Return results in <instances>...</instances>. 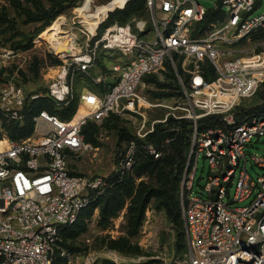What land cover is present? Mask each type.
<instances>
[{
    "label": "built area",
    "instance_id": "obj_1",
    "mask_svg": "<svg viewBox=\"0 0 264 264\" xmlns=\"http://www.w3.org/2000/svg\"><path fill=\"white\" fill-rule=\"evenodd\" d=\"M261 2L220 0L206 9L198 0H147L151 28L145 20L116 22L101 34H87L83 43L70 40L71 53L60 54L62 65L46 93L26 91L19 82L27 63L23 52L0 46L1 121L23 124L34 101L67 107L75 99L77 73L105 87L101 93L85 90L70 120L41 110L33 116L30 137L12 140L3 133L0 264H54L58 258L79 264L62 246L63 231L98 203L111 183L105 176L75 174L70 158L93 151L83 127L111 115L137 123L136 138L117 165L121 175L133 170L140 153L138 141L147 142L158 125H166L170 118L194 124L180 185L188 252L178 264H264V174L254 175L257 168L264 171V154H252L254 144L264 136V112L250 111L264 86V14L254 15ZM210 11H220L222 17L209 22L204 34H197ZM101 53L122 57L118 62L106 58V70L92 76ZM167 63L177 75L183 101L145 107L140 89L150 76L164 81ZM206 63L212 66L214 80L205 77ZM82 107L93 108L92 114L77 118ZM240 107L242 118L235 113ZM160 108L169 110L166 116L151 119L148 110ZM211 117L219 118L222 126L199 131L198 122ZM174 141L168 138L167 146ZM142 147L154 160L165 156L156 143ZM201 157L210 170L196 193ZM247 200L249 205L235 206Z\"/></svg>",
    "mask_w": 264,
    "mask_h": 264
},
{
    "label": "rangeland",
    "instance_id": "obj_2",
    "mask_svg": "<svg viewBox=\"0 0 264 264\" xmlns=\"http://www.w3.org/2000/svg\"><path fill=\"white\" fill-rule=\"evenodd\" d=\"M14 1L20 2L24 8L33 9V4L27 0H0V11L2 7L6 9V14H9L15 22V30L10 29L0 34V46L11 47L13 44L24 42L28 46V50L23 52V59L27 60L24 69L20 72L19 82L25 87L29 94L46 93L49 80L55 75L56 69L62 65L63 56L54 55L53 47L46 43L42 34H38L42 22H30L27 17L21 14L14 5ZM46 8H50L51 0H41ZM63 1V10L58 18L50 26L53 30L56 28V21L61 19L62 29L58 38L54 43L57 44L62 38L68 40L74 37L78 42L83 43L87 40L88 35L92 33H103L107 27L106 21L109 16V11L118 8H124L128 0H58ZM206 9H213L215 3L220 0H198ZM264 14V0L260 3V7L254 15ZM144 20L148 21V28H151L150 16L146 14ZM6 29L0 28V32ZM49 29L48 31H50ZM19 33V34H17ZM42 41H41V40ZM65 41V40H64ZM69 47L72 45L68 43ZM12 48V47H11ZM13 49V48H12ZM16 50V49H15ZM109 55L101 53L98 61L91 71L92 76L106 70L109 61L106 60ZM121 54L118 53L115 57L110 58L112 62H118L121 59ZM22 59V60H23ZM37 65L39 73L36 75L32 69ZM109 66H112L110 63ZM98 85L95 84L90 77L84 73H77L74 77V89L76 94L80 95L85 90H96ZM162 92H174L170 89H162L156 84L148 83L140 89V96L145 99V107L147 103L157 104L166 103L169 106H176L178 102L183 101V96L178 93L169 98H159L158 95ZM258 102L254 100L253 105ZM142 104V103H141ZM248 104V106L252 105ZM87 110V111H86ZM80 113L86 114L89 110L83 107L79 110ZM169 110L167 109H152L148 110L151 119H163ZM79 113V112H78ZM117 126L114 121L107 123L104 120L101 123L94 122L97 133L94 137L93 151L74 155L70 158V169L75 174L81 175H101L110 177L117 171L118 153L123 152L128 147L130 140L134 137L137 123L130 118H117ZM124 130V133H120ZM175 130V128H173ZM166 152L172 151L167 148L166 141L161 145ZM252 154H264V136L257 140L252 149ZM189 150L185 155V166L188 161ZM185 169V168H184ZM209 163L203 157L199 160V172L197 176L195 192H199L200 187H203L208 178ZM169 171V168L164 169H149L147 173L141 177L137 176V169L131 171L129 177L133 180L135 188H138L144 182L150 188L161 187L162 174ZM264 174V171L257 168L256 174ZM232 193H235V186L232 188ZM251 200L235 204L236 207L249 205ZM130 202L128 201L125 208L117 217L110 219L108 223L101 220L100 204L96 205L91 216L84 218L86 232L81 233L75 241L70 239V244L73 260L75 263L84 264L86 261L94 262L93 264H171L172 262L180 263L188 252V241L186 232L183 233L182 241L185 246L186 253L184 256L178 254V233L179 230L169 220L166 212L160 204L157 197H153L148 205L145 213L143 224L137 235L129 234L128 228V209ZM184 222V220H183ZM127 239L130 241L131 249L127 253L113 249V245L121 240ZM65 264V263H63Z\"/></svg>",
    "mask_w": 264,
    "mask_h": 264
},
{
    "label": "trees",
    "instance_id": "obj_3",
    "mask_svg": "<svg viewBox=\"0 0 264 264\" xmlns=\"http://www.w3.org/2000/svg\"><path fill=\"white\" fill-rule=\"evenodd\" d=\"M31 1L33 4V9H27L22 6L20 2L14 1L15 8L23 15H25L30 22H42L40 28L38 29V34L51 29V25L60 15L63 10V1L51 0L50 8H46L41 0H27ZM148 13L147 10V0H130L127 2L123 9H116L109 13L108 19L106 21L107 27L118 22L120 25H126L133 22L134 20H144V16ZM216 17H222L220 11H210L205 19V21L199 26L197 34H204L205 27L209 22L213 21ZM5 27L6 29L1 31L3 34L5 31L10 29L15 30V22L10 18L9 14H6V9L2 7L0 11V28ZM102 32H100L101 34ZM19 34V33H17ZM6 46L7 44H2ZM13 49L26 51L28 46L24 42H19L11 46ZM33 72L38 75L39 68L37 65L33 66ZM181 76L183 72L179 70ZM205 77L208 80H214L216 75L212 69V66L208 63L204 65ZM146 82L156 84L162 89H170L172 92H162L159 94V98H169L172 95L182 93L181 85L178 81L177 75L173 70L172 66L167 63L165 80L161 81L158 76H150L146 78ZM22 85V84H21ZM105 90V87L98 85L96 90L93 92L101 93ZM182 95V94H181ZM256 101L257 105L253 106L251 112H264V86L260 90ZM80 103V95L75 92V99L65 108L57 109L54 104L48 102L34 101L31 103V112L27 115L26 120L23 124L7 122V120H0V139L3 133L12 140H22L30 137L33 134L34 122L33 116L36 112L41 110H47L49 113L58 116L62 120H70L76 114L78 106ZM144 104L143 102H141ZM244 110V109H242ZM241 107L235 112L236 116L243 117L240 113ZM119 117L111 115L106 122H112L116 124ZM222 126L219 118L211 117L202 119L198 122L199 131H205L208 128H215ZM115 127H119L116 126ZM175 128L177 131L171 133V130ZM194 124L191 121H181L177 122L170 118L166 125H158L157 131L154 135L147 139V142L138 141L140 147V153L137 158V162L132 170V172L137 169V176L141 177L149 171V169H164L169 168V171L162 174L161 181L162 186L159 188H150L144 182L140 184L138 188H135L133 180L129 177V173L121 175L117 172L107 177L111 183V188L106 195H104L98 203L83 211L79 217L77 223L69 228H66L62 234V246L69 252H73L68 241L72 239L75 241L81 233L86 232V227L84 224V218L91 216L96 205L100 204V215L101 220L104 223H108L113 217H117L119 213L125 208L127 202H130L128 211V228L129 234L135 236L138 234L144 218L148 205L153 197H157L160 200V204L164 211L166 212L169 220L174 224V226L179 230L178 233V254L184 256L186 253L185 246H183L182 236L185 234V225L183 222L182 207L180 200V185L183 178L184 168H185V155L188 150H190L192 134H193ZM96 126L94 121H89L87 125L83 127L82 133L85 137L87 143L92 144L94 142V137L96 135ZM120 133H124V130H120ZM135 134L131 141L135 140ZM168 138L174 139L175 141L167 146V148L172 149V151L166 152L165 156L160 160H154L152 157L146 155L142 145L146 143H156L161 149L163 141ZM130 144V143H129ZM128 144V145H129ZM123 152L118 153L117 164L120 163ZM165 152V150H164ZM81 175V174H79ZM113 249L119 250L123 253H127L131 249L130 241L127 239L121 240L113 245ZM65 263L63 259L58 258L54 264ZM113 264V263H111ZM171 264H177L175 261Z\"/></svg>",
    "mask_w": 264,
    "mask_h": 264
},
{
    "label": "bare ground",
    "instance_id": "obj_4",
    "mask_svg": "<svg viewBox=\"0 0 264 264\" xmlns=\"http://www.w3.org/2000/svg\"><path fill=\"white\" fill-rule=\"evenodd\" d=\"M61 21H62L61 19L57 20L56 21V28H54L53 30L51 29L50 31H47L44 34H42V38L44 39V41L46 43H49L51 45V47L55 48L56 53L58 55L59 54H64V53H68V52L71 53L68 43L74 42V40H75L74 37H71L70 39L65 40L63 42H58L57 44L54 43L55 39L58 38V35L60 34L61 29H62ZM70 40H71V42H70ZM141 102L145 103L144 100H142ZM87 109L89 111L86 114H84V112L80 113V111H79V113L77 115V118H81L83 116H90L92 114V112H93V108H87ZM1 148H2V144H0V149Z\"/></svg>",
    "mask_w": 264,
    "mask_h": 264
},
{
    "label": "water",
    "instance_id": "obj_5",
    "mask_svg": "<svg viewBox=\"0 0 264 264\" xmlns=\"http://www.w3.org/2000/svg\"><path fill=\"white\" fill-rule=\"evenodd\" d=\"M113 11H115V10H112V12H113ZM109 12H111V11H109Z\"/></svg>",
    "mask_w": 264,
    "mask_h": 264
},
{
    "label": "crops",
    "instance_id": "obj_6",
    "mask_svg": "<svg viewBox=\"0 0 264 264\" xmlns=\"http://www.w3.org/2000/svg\"><path fill=\"white\" fill-rule=\"evenodd\" d=\"M121 9H123V8H121Z\"/></svg>",
    "mask_w": 264,
    "mask_h": 264
}]
</instances>
